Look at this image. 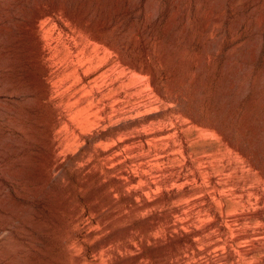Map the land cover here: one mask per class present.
Here are the masks:
<instances>
[{"label": "rangeland", "instance_id": "374dc122", "mask_svg": "<svg viewBox=\"0 0 264 264\" xmlns=\"http://www.w3.org/2000/svg\"><path fill=\"white\" fill-rule=\"evenodd\" d=\"M46 6L68 12L75 32L89 21L127 60L154 71L163 93L177 94L185 111L223 129L264 165V0H0V264H128L127 244L135 248L128 257L136 255L129 264H177V258L168 263L166 250L158 254L156 243L123 237L128 223L147 233L149 222L123 209L119 193L84 181L69 162L52 166L53 137L66 131L53 128L57 109L40 75L31 28ZM80 146L74 152L84 150ZM218 150L232 157L213 138L193 146L195 157ZM108 251L116 257L106 258ZM218 263L197 257L191 264Z\"/></svg>", "mask_w": 264, "mask_h": 264}, {"label": "bare ground", "instance_id": "6f19581e", "mask_svg": "<svg viewBox=\"0 0 264 264\" xmlns=\"http://www.w3.org/2000/svg\"><path fill=\"white\" fill-rule=\"evenodd\" d=\"M60 11L46 6L31 19L40 46V75L57 109L53 128L66 131L53 137L52 166L69 162L84 181L119 193L123 209L149 222L147 233L128 223L123 237L156 243L158 254L170 253L168 263L177 258V264H191L205 257L211 263L263 264L264 165L255 164L223 129L185 111L177 94L163 93L154 71L127 60L119 46L88 28L89 21L75 32L71 16ZM208 138L221 142L232 157L226 159L220 150L195 157L194 144ZM80 145L84 150L74 152ZM229 206L227 225L223 218ZM254 223L258 226L251 227ZM229 230L230 240L214 233ZM134 249V244L123 248L126 253ZM114 253L108 251L106 258L116 257ZM126 253L132 263L136 255Z\"/></svg>", "mask_w": 264, "mask_h": 264}]
</instances>
